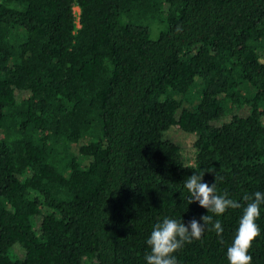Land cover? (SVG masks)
<instances>
[{
	"label": "trees",
	"instance_id": "16d2710c",
	"mask_svg": "<svg viewBox=\"0 0 264 264\" xmlns=\"http://www.w3.org/2000/svg\"><path fill=\"white\" fill-rule=\"evenodd\" d=\"M263 51L264 0H0V264H147L157 223L208 214L194 173L241 207L214 216L223 242L209 225L174 255L228 264L264 193Z\"/></svg>",
	"mask_w": 264,
	"mask_h": 264
},
{
	"label": "clouds",
	"instance_id": "9594fccd",
	"mask_svg": "<svg viewBox=\"0 0 264 264\" xmlns=\"http://www.w3.org/2000/svg\"><path fill=\"white\" fill-rule=\"evenodd\" d=\"M203 174L187 177L184 186L190 194L189 204L198 202L207 209V215L200 217L203 223L192 219L189 224L178 222L172 218H164L162 223H157L146 244L150 249L145 255L147 264H178L174 255L181 250L185 244H191L194 240L202 239L207 226L208 230L214 231L218 237L223 234V227L219 219L228 209H237L241 204L227 197V194L218 195L216 192L217 177L215 182L209 186L202 182ZM249 201L243 209L239 220V226L235 233L232 244L227 248L228 264H252L253 257L249 254L254 240L260 235V228L256 220L260 216L261 205H264V193L257 191L253 197L244 196ZM211 213V215L209 214Z\"/></svg>",
	"mask_w": 264,
	"mask_h": 264
},
{
	"label": "rangeland",
	"instance_id": "374dc122",
	"mask_svg": "<svg viewBox=\"0 0 264 264\" xmlns=\"http://www.w3.org/2000/svg\"><path fill=\"white\" fill-rule=\"evenodd\" d=\"M73 10L75 13H77L78 11V7L77 6H73ZM155 33L151 32L150 36H154ZM262 58H264V51L262 52ZM184 105L187 104V102H183ZM232 111L239 113V114H245L246 112V108L245 107H238V106H232ZM163 136L165 138L170 139L171 141H173L174 143H176L180 148H181V153L183 155L184 158H186L187 162L192 161V157H193V148H192V141L194 139V135L190 132H186L183 131L181 129H179L178 127H174V126H170L168 127L164 132H163ZM87 139V137H82L80 138L78 141L70 143V149L73 151V153L78 157L80 156L78 151H77V147L80 143L84 142ZM81 158V162L84 163L86 161V158L84 157H80ZM13 250L16 254H19V248L17 247V245L13 246ZM91 262V263H90ZM88 264H92L93 261H90Z\"/></svg>",
	"mask_w": 264,
	"mask_h": 264
}]
</instances>
